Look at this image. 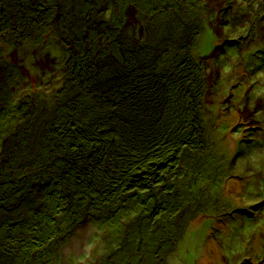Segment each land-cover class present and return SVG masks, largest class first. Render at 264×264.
I'll use <instances>...</instances> for the list:
<instances>
[{
    "label": "rangeland",
    "instance_id": "1",
    "mask_svg": "<svg viewBox=\"0 0 264 264\" xmlns=\"http://www.w3.org/2000/svg\"><path fill=\"white\" fill-rule=\"evenodd\" d=\"M48 1L37 11V0H20L22 10L15 0H0V148L37 145L35 134L60 136L64 122L76 121L71 115L77 96L65 97V91L76 76V60H69L77 39L65 33L61 0L53 6ZM88 2L94 15L88 19L95 17L91 30L99 38L98 46L86 42L87 59L106 46L119 52V60L140 50L144 60L155 59L166 71L181 56L198 66L205 84L198 102L190 98L184 105L190 107L188 122L172 130H197L192 145L180 147L159 174L155 163L137 174L134 204L139 202L150 235L139 248L131 232L132 244L109 263L264 264V0H176L172 8L156 10V18L148 11L153 0ZM86 17L72 28L82 30ZM111 21L122 27L109 28ZM117 28L121 45L107 40ZM100 89L83 82L77 93L87 98L86 112H96L90 106ZM33 109L44 119H34ZM63 109L69 119L62 118ZM125 215L116 218L130 220ZM77 232L61 264H94L89 239L95 229L88 223Z\"/></svg>",
    "mask_w": 264,
    "mask_h": 264
},
{
    "label": "trees",
    "instance_id": "2",
    "mask_svg": "<svg viewBox=\"0 0 264 264\" xmlns=\"http://www.w3.org/2000/svg\"><path fill=\"white\" fill-rule=\"evenodd\" d=\"M15 1L22 10L20 0ZM68 1L61 0L59 7L66 13H62L69 27L65 33L71 32L78 45L77 50L71 49L69 60H76V76L71 77V87L65 91V97L77 96L72 109L75 114L71 115L76 121L68 120L71 125L64 122L60 136L35 134L37 145L0 148V264H61L64 248L80 226L88 223L95 229L89 239L94 245V264H110L111 259L127 250L132 244L128 240L131 232L136 247L141 248L150 232L144 229L147 218L139 213V202L134 204L139 194L136 188L140 187L137 174L152 163L159 166V174L165 163L174 161L180 147L192 145L197 133L172 130L188 122L185 119L190 107L184 105L190 98L198 102V94L203 92L204 78L196 73L198 66L177 56L173 57L176 61L172 68L160 71L155 59L148 63L140 50L119 60V52L111 54L108 46L99 50L96 59H87L83 56L86 42L91 41L94 47L99 38L98 31L91 30L95 17L88 19L94 16L86 9L92 4L79 0L73 7ZM165 1L153 0V11H148L154 18L160 14L156 10L172 8L176 0ZM37 3V11L47 5L45 0ZM48 4L53 6L54 1ZM85 14V27L77 32L72 27ZM117 26L122 27L111 21L109 28ZM86 31L91 32L87 38ZM118 39L121 45L123 35L108 34L109 42ZM131 46L130 41L126 52L132 51ZM111 60L116 62L108 65ZM85 81L102 88L92 98L90 108L96 112H86L87 98L78 96ZM200 104L195 107L198 109ZM178 109L187 112L184 115ZM62 112V118H70V111ZM31 113L34 119H44L37 109ZM124 214L130 220L121 222L116 218Z\"/></svg>",
    "mask_w": 264,
    "mask_h": 264
}]
</instances>
